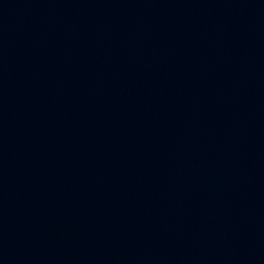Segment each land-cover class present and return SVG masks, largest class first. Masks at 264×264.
<instances>
[{"label":"water","instance_id":"obj_1","mask_svg":"<svg viewBox=\"0 0 264 264\" xmlns=\"http://www.w3.org/2000/svg\"><path fill=\"white\" fill-rule=\"evenodd\" d=\"M0 264H264V0H0Z\"/></svg>","mask_w":264,"mask_h":264}]
</instances>
